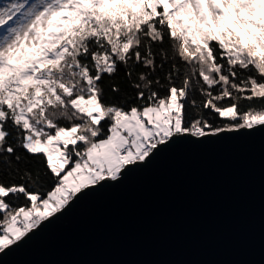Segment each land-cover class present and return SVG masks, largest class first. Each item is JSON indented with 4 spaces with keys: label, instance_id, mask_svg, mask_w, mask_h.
<instances>
[{
    "label": "snow or ice",
    "instance_id": "obj_1",
    "mask_svg": "<svg viewBox=\"0 0 264 264\" xmlns=\"http://www.w3.org/2000/svg\"><path fill=\"white\" fill-rule=\"evenodd\" d=\"M264 128V0L0 7V252L184 142Z\"/></svg>",
    "mask_w": 264,
    "mask_h": 264
},
{
    "label": "water",
    "instance_id": "obj_2",
    "mask_svg": "<svg viewBox=\"0 0 264 264\" xmlns=\"http://www.w3.org/2000/svg\"><path fill=\"white\" fill-rule=\"evenodd\" d=\"M0 264H264V128L177 144L89 188Z\"/></svg>",
    "mask_w": 264,
    "mask_h": 264
},
{
    "label": "rangeland",
    "instance_id": "obj_3",
    "mask_svg": "<svg viewBox=\"0 0 264 264\" xmlns=\"http://www.w3.org/2000/svg\"><path fill=\"white\" fill-rule=\"evenodd\" d=\"M10 0H0V7L4 6L5 4L9 3Z\"/></svg>",
    "mask_w": 264,
    "mask_h": 264
}]
</instances>
